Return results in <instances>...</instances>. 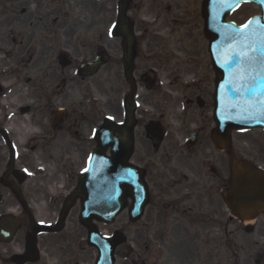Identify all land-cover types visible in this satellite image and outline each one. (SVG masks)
Wrapping results in <instances>:
<instances>
[{
	"label": "flooded vegetation",
	"instance_id": "flooded-vegetation-1",
	"mask_svg": "<svg viewBox=\"0 0 264 264\" xmlns=\"http://www.w3.org/2000/svg\"><path fill=\"white\" fill-rule=\"evenodd\" d=\"M120 1L15 0L13 50L1 32L6 23L0 22V59L15 57L20 71L23 56L29 57L27 73L34 76V92L24 101L7 88L8 75L0 71V264L96 263L98 251L86 246L83 198H70L96 148L89 126L102 121V109L89 108L86 102L55 107L48 87L56 72L86 80L77 76L79 66L98 53L105 55L108 77L122 76L124 36L110 38L107 31L118 21ZM165 9L166 0H128L126 6V21L137 28L135 137L146 126L162 133L157 148L145 139L143 154L137 153L134 141L132 162L143 171L148 199L142 218L129 222L137 232L127 246L130 264L141 256L137 249L145 252L139 264H159L152 259L164 251H174L171 257H176L184 243L196 252L201 236H229L232 219L223 197L230 186L231 144L219 149L213 140V69L212 77L197 68L182 71L181 53L152 56L150 44L146 52L142 47L147 39L142 26L152 25ZM111 106L113 115L123 116L118 98ZM142 106L159 109L161 118L144 121ZM166 108L182 114L172 110L166 118ZM58 109L64 112L56 123L52 115ZM194 133L197 143L189 148L187 140ZM259 218L264 220V209L255 220ZM86 247L96 251L92 263Z\"/></svg>",
	"mask_w": 264,
	"mask_h": 264
},
{
	"label": "water",
	"instance_id": "water-1",
	"mask_svg": "<svg viewBox=\"0 0 264 264\" xmlns=\"http://www.w3.org/2000/svg\"><path fill=\"white\" fill-rule=\"evenodd\" d=\"M243 1H251L262 7L263 17H255L247 27L237 26L226 20V16ZM124 4L120 7V23L114 34L125 35L124 63L126 77L132 84V45L134 42L132 23H125ZM206 19V35L210 40L209 52L217 75L216 107L214 116L218 125L216 143L228 140L235 129H264V0H205L203 6ZM103 64L99 55L94 62L84 63L81 76L97 74ZM133 93L126 103V121L116 125L106 120L96 132L99 147L92 157L87 172L81 178V187L76 195L84 198L83 218L90 228L89 242L99 249L97 264H114V250L125 240L121 234L111 238L101 236L91 224L95 217L112 223L126 206V192L134 200L132 216L139 218L143 212L147 194L141 172L129 164L133 149ZM63 111L54 112L57 123ZM115 130L121 133L115 137ZM147 136L157 141V135L147 131ZM112 146L111 157L106 150ZM222 147V146H220ZM232 212L243 218L244 214L256 213L264 206V173L253 166L238 162L232 155L231 187L224 194ZM254 227H245L247 233Z\"/></svg>",
	"mask_w": 264,
	"mask_h": 264
},
{
	"label": "rangeland",
	"instance_id": "rangeland-1",
	"mask_svg": "<svg viewBox=\"0 0 264 264\" xmlns=\"http://www.w3.org/2000/svg\"><path fill=\"white\" fill-rule=\"evenodd\" d=\"M202 5L203 0H166V9L157 14V20L149 27L143 25L141 28L143 30L142 35L147 36V39H144L142 43L144 52L147 51V46L150 44L152 56H156L159 53L164 55L181 53L179 57L182 60V71L187 68H197L200 74L208 75L210 73L212 77L211 62L207 51L208 39L204 32ZM15 11V0H0V22L6 23V27L1 29V32L7 35L8 48L11 50L15 46V44L11 43V40L15 38ZM257 13H259L258 7L253 4H244L233 12L229 19L240 25ZM9 20H12L13 23L9 24ZM161 28L163 29L161 30ZM111 41L117 42L114 39H111ZM9 43L11 46H9ZM1 58L0 71L2 70L8 75L7 88L17 93L18 97L16 99L28 100L25 97H31L34 92V76L27 73L26 67L28 64L26 60L29 57L23 56L21 65L18 63L22 67L20 71L16 70L17 61L15 57L9 59L2 55ZM147 64H150V62ZM139 65L143 67L144 64L141 62ZM13 69L16 70L17 77L14 75ZM108 73L109 68L104 67L97 76L78 81L75 75L73 76L71 73L67 75V73L56 72L53 83H50L48 87V96L54 102L55 107L62 104L68 106L72 102L83 103L84 105L87 103L89 108L102 109V119L108 116L114 120H123V116L119 114L113 115L111 100L114 102L118 98L121 112L124 113V99L130 88L124 79L123 73L122 76L117 78L112 75L108 77ZM118 84L122 89L119 95L118 89L120 88ZM68 86L70 90L67 91ZM60 95L63 96L60 97ZM142 110L145 111L144 121L157 117V115L161 118L159 109L142 106ZM172 110L173 108L163 110L166 118L172 116ZM173 111L179 113L178 110ZM188 114L190 115L189 112ZM98 125L99 122H93L89 128L93 129ZM88 131L89 129H87ZM137 132V153H146L147 142L145 141L143 130H137ZM232 148L242 160L251 161L264 168L263 130L233 132ZM130 204V201H128L126 210L113 224L94 223L96 228L106 236L112 235L117 231L127 238V241L120 245L115 252L116 264H130L127 261V246L130 237L137 235V232L129 223L128 210ZM247 223L255 225V231L251 234H247L244 231L243 222L232 219L229 236H224L221 233L216 234L214 237L201 236L198 240L196 252L187 247L189 243H184L182 250L177 253L176 257H171L172 254H175L174 251L168 254L164 251L161 256L157 255L152 260H157L159 264H264V220L259 218L256 221ZM86 246L89 247L88 242H86ZM87 247V260L92 263L96 259V251ZM136 253L141 254L135 260V263L139 264L143 260L145 252L142 253V251L137 249Z\"/></svg>",
	"mask_w": 264,
	"mask_h": 264
},
{
	"label": "snow or ice",
	"instance_id": "snow-or-ice-1",
	"mask_svg": "<svg viewBox=\"0 0 264 264\" xmlns=\"http://www.w3.org/2000/svg\"><path fill=\"white\" fill-rule=\"evenodd\" d=\"M222 2H225V3H226V2H228V0H222ZM250 23H251V22H249V24H250ZM245 27H247V25H246Z\"/></svg>",
	"mask_w": 264,
	"mask_h": 264
}]
</instances>
